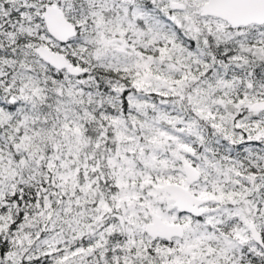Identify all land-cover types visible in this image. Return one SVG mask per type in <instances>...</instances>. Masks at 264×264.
Listing matches in <instances>:
<instances>
[{
	"label": "snow or ice",
	"instance_id": "obj_1",
	"mask_svg": "<svg viewBox=\"0 0 264 264\" xmlns=\"http://www.w3.org/2000/svg\"><path fill=\"white\" fill-rule=\"evenodd\" d=\"M0 264H264V0H0Z\"/></svg>",
	"mask_w": 264,
	"mask_h": 264
}]
</instances>
